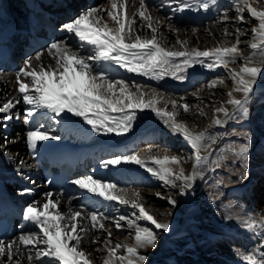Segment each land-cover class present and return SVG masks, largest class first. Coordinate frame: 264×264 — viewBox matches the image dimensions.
I'll return each instance as SVG.
<instances>
[{"label":"snow or ice","instance_id":"snow-or-ice-1","mask_svg":"<svg viewBox=\"0 0 264 264\" xmlns=\"http://www.w3.org/2000/svg\"><path fill=\"white\" fill-rule=\"evenodd\" d=\"M261 2L264 0H257V3ZM173 3L176 4L175 11L193 8L192 0H169V6ZM126 5L127 0H111L110 8H89L62 25L63 30L90 45L93 54L85 56L66 45L53 42L48 46L47 53L55 60L54 66L50 64L45 67L41 64L37 69L32 66V57L25 59L15 74V83L18 86L16 90L20 96L0 103V114H3L0 115V124L7 127V122L13 119L12 109L22 101L28 106L25 109L26 122L34 124L26 133V143L35 153L41 142L61 139L59 135L50 134L45 123L35 120L37 115L43 119H54L62 113H71L82 118L94 132L102 131L104 134L114 133L120 136L132 129L137 110L150 109L173 134L181 135L193 150L194 163L190 174H186L181 166L184 157L167 153L162 157L158 154L152 155L151 148L144 156L140 153L119 155L102 161V166L127 163L139 165L165 185L178 188L180 196H185L194 189L197 178L202 177V165L208 161V156H201V151H207L215 144L216 137L210 135L207 130L195 132L185 122L177 119L180 115L179 109L184 113L190 111L189 104L164 100L154 89L148 93L143 85L130 84L122 78L117 79L111 75L108 67L117 65L128 73L156 80L169 75L184 80L186 77L183 73L195 65L206 66L208 69L227 68L242 56L239 47L243 42L241 29H236L235 42L231 46H216L205 50L189 49L187 41L177 40L180 50H174L161 43V21L151 15L145 0H140L139 8L131 18L127 15ZM197 6L204 10H209L210 7L206 0H198ZM245 11L258 22L257 26L251 28L252 41L249 47L253 56L259 50L260 59L256 62L252 56L243 57L244 63L239 70L229 71L234 87L227 93L229 99L226 103L235 111L229 112L223 105L216 107L212 123L217 126H223L227 121L235 119L237 114L247 117L249 99L261 73L264 72V9H258L252 6L249 0H243V6L237 8L238 21H244ZM102 12H106L114 26L104 20ZM137 16L141 21V28L150 30L151 38L137 32ZM228 19L225 15L224 20ZM225 35H229L227 29ZM41 56L42 53L38 52L35 59L40 61ZM177 60L180 62L177 63ZM223 83L224 79L218 77L208 86L216 87ZM234 93H242L243 98H235ZM161 102L164 106L158 107ZM169 104L171 110L168 109ZM47 113H52L53 116H47ZM221 114L223 119L220 118ZM200 115H204L203 111ZM16 118L19 119V114H16ZM233 134L248 138L247 133ZM7 142L5 137V144ZM228 150L234 160L240 161L242 170L239 178L244 179L248 167V144L234 145ZM20 163L23 164V161ZM213 163L217 168L221 167L218 160ZM71 183L106 201H117L137 210L133 212L135 219L121 215L114 220L118 229L123 226L122 221H127L128 227L134 229V245L117 242L112 246V233L106 229L104 223L109 217L96 211L85 212L71 207L67 212H62L60 199H53V193L46 192L42 205L38 206V202H33L23 213L25 220L31 222L38 232L21 233L17 239L11 241L0 239V264H22L25 251L26 264H93L89 254L81 250L82 241L93 229L107 231L108 239L104 241L107 256L103 259V264H146L148 257L141 254L139 249L156 248L161 239L160 233H168L171 230V221L160 222L150 214L141 202L142 197L138 191L134 193V198L129 199L126 189H118L115 183L106 182L93 175L74 179ZM31 191L30 188H24L20 194H30ZM156 195L166 199L173 209L177 207L176 198L161 196L160 193ZM165 215L172 213L169 211ZM140 220L150 223L152 227L142 226L138 222ZM245 224L249 229L255 227V222L245 221ZM90 242L96 244L98 238ZM261 246L264 247V244ZM121 249L124 254L117 255ZM95 251L99 252L101 249L97 248ZM237 255L242 256L244 264H264V255L261 259H257L252 253L237 252Z\"/></svg>","mask_w":264,"mask_h":264},{"label":"bare ground","instance_id":"bare-ground-1","mask_svg":"<svg viewBox=\"0 0 264 264\" xmlns=\"http://www.w3.org/2000/svg\"><path fill=\"white\" fill-rule=\"evenodd\" d=\"M24 1L26 2V0H0V24L4 23V25H11L17 22L19 25H24L27 20V18L25 19L27 14L20 7L21 2ZM99 1L101 2V5L99 4V6L97 4L95 8H110L111 0ZM162 1L163 4L168 6V9H175V3L169 6V0ZM234 1L235 0H214L213 2V0H206L210 7L209 10H204L197 6L198 0H192V9L179 11V14L182 15L181 17L183 19L179 16L175 20H170L166 17H162L158 13V10L157 13L155 11V14H152V16L161 21L159 28L160 33H162L163 36L168 37V34H170L174 37V40L167 43V46H163L174 50H180V46L176 45L175 39H180L181 41L182 39L183 41H187L186 39H189L190 41V39L196 35L194 29L186 28L185 24H202L204 22L205 26L207 25L208 27L209 24L206 20H209V18L219 12L220 9H222V13L229 17V19L226 20V23L230 24L235 22L237 23V26H247L250 24L247 21L248 18L244 19L243 22L232 18V14L235 10L231 8L230 3ZM9 2H12V6H15L13 9L10 8ZM249 3L258 9L263 8H261L260 3H257V0H249ZM262 3L264 4V2ZM87 9L86 5L80 6L79 10L76 12L81 14ZM137 9L136 0H127L126 11L129 18L136 13ZM101 15H103L104 20L110 26H114L113 22L107 17L106 12H102ZM70 20H72V17H64L61 23V29L62 25ZM250 20L255 22V25L257 26L258 22L254 18H250ZM212 25H210V27L211 31L214 30V34L218 35L221 32H225V29L222 30L219 26ZM231 26L229 27L231 28ZM135 27L137 32L140 34L141 31L145 32L147 29L146 27L141 28V21L138 16L136 17ZM176 30H179V32H176ZM197 30L198 29H196V31ZM186 31H188V33H185ZM232 34L233 33H229L230 36H232ZM64 35H67V37L65 36L66 38L62 39V36L64 37ZM197 35L199 34L197 33ZM202 35L208 43H202L200 50L219 46L213 37H209L210 34L203 33ZM243 37L244 36H242V38ZM60 38L62 40H60ZM55 42L66 45L71 50L78 51L85 56L93 54L92 47L90 45L81 42L74 34L63 29L61 36ZM187 47L191 49L194 46L187 44ZM47 48L45 50L38 51L39 53H42L40 61L35 59L38 52L31 56H24L22 58L20 56L22 64L25 59L32 57V66L34 68L38 69L41 64L45 67L50 64L54 66L55 60L48 55ZM257 52L259 53V50ZM241 53V59L247 56L255 58L257 55L253 56V51L252 53L244 51ZM176 62L179 63L180 61L177 60ZM243 63L244 60L240 67ZM108 70L111 75L117 79L122 78L130 84L137 83L145 86L144 90L148 93H151L154 89L164 98V100H176L181 104H189L188 101H190V112L184 113L182 109H179L182 117L179 116L177 119L185 122L187 126L195 132L207 130L210 135L216 137L215 144L211 145L207 151H201V156H208V161L202 165V173L207 169L209 170L208 173L210 174L209 178L211 180V185L208 186V184L205 183L202 189V191H205L204 194L202 193L203 197H201V195V199L197 198V204L199 206V212L197 214L198 220L195 222H188L187 220V223H184V215L188 214L184 213V211L187 210L188 204L193 201L191 190L189 194L185 196H180L179 194L175 195L177 190L179 192L178 188H173L171 185H165L161 180L152 176L146 171V169L141 168L139 165L127 163L117 166H102V161L112 159L119 155L140 153L141 156H144L147 154L148 149L151 148L152 155L158 154L162 157L165 153H167L168 155H179L184 157L181 166L184 168L186 174H190L192 170V167L188 165L190 158L186 157L184 154V147L189 146V144L181 135L173 134L164 125L163 121L150 109H145L143 111L137 110L132 129L128 133L120 136H117L114 133L104 134L102 131L94 132L91 126L86 124L82 118L76 117L71 113H62L54 119H43L37 115L34 119H39L40 122L45 123L50 134L59 135L61 139L41 142L37 146L35 153L27 147L26 143V133L30 130V128H32L33 123L26 122L24 118L25 130H16V133L12 132L11 135H9V130H5L6 128L0 124V182L5 185L6 192L12 201L20 205L23 209H26L27 206L33 202H38V206L42 205L45 202L44 194L46 192H52L53 199H60V211L62 212H67L70 207L75 210H82L85 212H87L88 209H92L93 211L99 212L98 214L102 213L104 216L109 217L107 213L114 210V205H120L124 212H127L128 210L135 211L130 205H122L117 201H106L101 197L88 193L86 190L79 189L78 186L71 183L74 179L81 178L86 175H93L96 178L104 179L106 182L115 183L118 189H126L129 199L134 198V193L138 191L142 197L141 202L150 214L155 216L160 222L171 221L170 232L162 233L164 240L174 241V237H177L185 232L191 234L193 243L195 244L194 247L196 245L198 246L196 256H199L200 262H195L193 258L189 257L190 259H188L185 255H183L178 256L176 260L173 259L172 262L174 263L171 264H244L242 256L237 255V252L241 254L252 253L256 255L257 259H261L262 255H264V247L261 246L264 244V204L259 206L256 202L257 200L254 198L256 195L253 194V184H256L258 179L264 180V132H262L264 129H257L254 126H251L250 128L241 127L237 129L230 127L226 132L222 133V136L227 137L234 132L237 134L246 133L249 129H251L257 135V140L251 137L248 143L249 148H251V145H253V148L250 150L251 158L249 163V179H247L244 183L242 179H236L240 174L236 172V169H241L240 161L238 160L236 162L232 155L226 157L230 153L228 149L230 146L234 145V141L236 140H230L225 143L226 140H223V137H221L220 133H218L219 131L216 130L217 125L212 123L213 119L209 120V122L205 124L207 121L202 122L199 120L201 116L198 114L195 107L198 105L205 106V104L208 103L204 108V110L207 109V113L213 111V109L220 107L221 105L227 107L229 112L234 109L231 105L226 103L229 97H223L225 95H223V92L228 91L227 89L229 88L227 86V76H222L224 79L222 86L217 85L216 87H211L207 92H205V89L202 92H196L195 89L192 90L198 82L208 79L209 76H213L212 80H215L221 74H224L225 71L221 69V67H217L211 69L209 73H206L204 71H200L198 65H195L183 73L189 81L188 83H182V81H177L178 79H174L171 75L165 76L163 79L156 80L135 73H128L126 70L119 68L117 65L109 66ZM17 87L14 73L7 71L0 73V103L6 102L8 99L19 98L20 94L16 90ZM164 89H168V92H163ZM232 90L230 89V91ZM171 92L175 94L177 93V98H173L171 96L172 94H169ZM234 96L237 99L243 98L242 93H234ZM163 106V102L158 105V107ZM26 107L28 106L24 105L22 101L21 103L16 104V106L12 109L13 119L8 121L7 124L11 122L14 126H17L18 121L15 120L19 119L16 118V114H19L20 118V114L25 113ZM168 109L171 110L170 104L168 105ZM46 115L53 116L52 113H47ZM214 115L215 112L213 114V118ZM209 118L210 116L208 119ZM220 118L223 119L222 114ZM5 137H7L8 141L6 144ZM158 137H161L162 141H156V138ZM60 143H66L67 148L71 150L84 148L82 152L86 155V161L81 163L76 176L71 180L67 188L72 190V192L63 193L48 190L41 175L42 168L36 164L42 154L51 153ZM220 143L222 145H220ZM219 146L221 147L220 149L218 148ZM221 149L224 151L220 154L218 151H221ZM217 160L220 162L221 167L218 168V172H215L213 168V161ZM21 161H23V164L20 163ZM229 166H232V170L229 171V175H226L225 172H227ZM112 173L116 176L115 180L110 179L109 175ZM219 181L223 182L218 183ZM177 183L179 184V181H177ZM24 188L32 189L31 193L21 195L20 192ZM74 192H77V195L74 196ZM157 193H160L161 196H171L178 200V205L175 208L176 214L172 213V215H165V213L169 212L168 209L165 210V208L170 205L167 203L166 199L158 197L156 195ZM76 197H81L84 200V203L79 204L75 208L77 204H74V199ZM258 202L264 203V199L260 198ZM106 221L107 220L104 222ZM245 221L255 222V227L249 229L246 226ZM141 222H143L142 224H144V226L152 227L150 223L146 221L142 220L140 223ZM19 225L20 227L17 228L11 237L5 241L15 240L21 233L28 234L29 232H38V229H36L31 222ZM105 226L108 227V224L106 223ZM101 231L102 230L98 231L95 229L90 230L82 243L84 242L85 245L91 246L92 243L90 241L98 238L97 244H100L99 239L104 238L103 236L100 238L98 236V232ZM127 238L129 237H125V240ZM134 242L135 241H133V243ZM186 243L187 245L190 244L188 241ZM188 246L185 247V254ZM151 253L154 254L155 252L151 251ZM26 254L27 253L25 251V259L22 264H26ZM122 254L124 253H120V251L117 253V255ZM106 256L107 252L105 250L99 254H92L90 259H92L93 264H103V259ZM97 257L99 262H96Z\"/></svg>","mask_w":264,"mask_h":264},{"label":"rangeland","instance_id":"rangeland-1","mask_svg":"<svg viewBox=\"0 0 264 264\" xmlns=\"http://www.w3.org/2000/svg\"><path fill=\"white\" fill-rule=\"evenodd\" d=\"M8 1H10V0H8ZM136 2H137V8H139L140 0H136ZM145 3L148 6V10L151 13V15L155 14V11L157 13V10H158V13L162 17H166V18H168L170 20L171 19L175 20L179 16H180L181 19H183L181 17L182 15L179 14V11L168 9V6L163 4L162 0H145ZM99 4L101 5V2H99ZM230 5H231V8H233L235 10V12L232 14V18L236 19L237 15H238L237 8L240 7V6H243V0H235L234 2L230 3ZM260 5H261V8L263 7L262 9H264V4L262 2L260 3ZM14 7L15 6H12V2H11L10 3V8L13 9ZM174 8H176V6H174ZM244 13L245 14H243V15H244L245 19L248 18L249 20L247 19V21L250 23V24H248L247 26H244V27L237 26V23H235V22L234 23H230V24L226 23V20H224L225 14L222 13V9H220L219 12L215 13L214 15H212L209 18V20H206V22L209 24L208 27H207V25L205 26L204 22L202 24H199V23H197V24H195V23H186L185 24L186 28L194 29L195 34H196L192 38L194 41L192 39H190V41H189V39H186L187 40V44H189L190 46H194L192 48L200 49V47L202 46V43H208L204 39V37L202 35L203 33H205V34H210L209 37H213L215 39L216 43L219 46H221V45H223V46H226V45L227 46H231V44L235 42V32H236L235 29L240 28L241 32H242V36H244L243 38L241 36V40L243 42L239 46L240 49H241V52L244 51V52L252 53V49L249 47V44L252 41L251 28L255 27L256 25H255V22L250 20V18H251L250 14H247L248 13L247 11L244 12ZM79 15H80L79 13L76 14L74 17H72V19L78 17ZM175 16H177V17H175ZM212 24L214 26L215 25L219 26L222 30L223 29H227V31L229 33H233L232 36L225 35V32H221L218 35L214 34V30L211 31V27H210V25H212ZM233 24H235V25H233ZM231 25H233V26H231ZM229 26H231V28ZM196 29H198V30L196 31ZM176 32H179V30H176ZM185 33H188V31H186ZM197 33L199 35H197ZM141 34H142V36H146L148 38H151V32H150L149 29H146L145 32L141 31ZM65 36L67 37V35H64V37H62V39H65L66 38ZM166 37L167 36H163L162 37L161 43L163 45L167 46V43H170L172 40H174L173 39L174 37H172V35H170V34H168L167 38ZM62 39L60 38V40H62ZM177 40H180V39H175L176 45L180 46L177 43ZM195 40H196V42H195ZM182 41H183V39H182ZM195 46H197V47H195ZM256 54H255L256 57L253 58V60L258 62L259 59H260V52L259 53L256 52ZM242 62H243V59L238 57L236 59L235 63H230L227 68L221 67V69H223L225 72H224V74H221L219 76V78H222V76H227V78H228V85L227 86L229 87L227 89L228 91H224L223 92V95L225 94L223 97H226L227 96L226 93L229 92L230 89L232 90L233 87H234V85L231 82L230 76H229V71L231 69H239ZM198 68L200 69V71H204L206 73H209L210 70H211V69H208L206 66H201V65H198ZM212 78H213V76H211V77L209 76L208 79H206V80H204L202 82L201 81L198 82L197 85H195L192 90L195 89L196 92H202L205 89V92H207L211 88L208 85L210 84ZM174 79H176V78H174ZM177 81H179V80H177ZM180 81H182V83H188L189 79L185 78L184 80H180ZM263 84H264V72L261 73V76H260V78L257 81V85L254 86V93L251 95V97L249 99V103L247 105V107H248V115H247V117H243L242 115L237 114L235 119L227 121V123L224 124L223 126H217L216 127V130L219 131L218 133H220V136L223 137V140H226L225 143H227V141H230V140L231 141L236 140V141H234V145H239L241 143H247L248 144L251 137H253L255 140H257L256 133L253 130H251V129L248 130L249 133L246 132L248 134V138L247 139H245L243 136H239V135H236V134H233V133L230 134L227 137H224V136H222V133L226 132L227 129L230 128V127L234 128V129H237V128H241V127L250 128L251 126H254L257 129L258 128L264 129V85ZM219 85L222 86V84H218V86ZM163 92H168V89H164ZM169 94H172L171 96L173 98H177L176 97L177 93L175 94V93L171 92ZM188 102H189V104H191L190 101H188ZM207 104L208 103H206L205 106L204 105L195 106L196 109H197L196 111L198 112V114H200L201 110L203 111L204 115H200L201 118H199V120H201L202 122L207 121L205 124H207L209 122V120L213 119V114H214V109H213V111H210L208 113H207V109L204 110V108L207 106ZM193 107H194V105H193ZM234 111H235V109L231 110L230 112H234ZM191 114H192V112H191ZM25 115H26L25 113H22V114H20L19 120H15V121H18L17 122V126H14L11 122L7 124V127H6L5 130H7V131L9 130V135H11L12 132L16 133V130H25V125H24ZM179 116L182 117L181 115H179ZM209 116H210V118L208 119ZM204 118H206V119H204ZM262 132H264V130ZM220 145H222V144L220 143ZM223 145H224V143H223ZM234 145H232V146H234ZM184 148H185L184 149L185 156L190 158V161L188 162V165L190 167H192V165L194 163V152L189 146L184 147ZM218 148L220 149L221 147L219 146ZM252 148H253V145H251V148H249V151H248V154H247V156H248V159H247L248 167H247V171H246V174H245V178L242 179V181L244 183L247 181V179H249V174H250L249 163H250V158H251L250 150H252ZM218 152L221 154L222 151L219 150ZM230 155H232L231 152L226 157H229ZM237 161H238V159H236V162ZM236 165H240V164H236ZM213 168H214L215 172L216 171L218 172V168L215 166V164H213ZM230 170H232V166L228 167L227 172H225L226 175H229L228 173H229ZM208 172H209L208 169L205 170L202 173V177H198L197 178V180L195 182V185H194V189L191 190V195H192L193 201L190 204H188L189 209L187 207V210L184 211V213H188V214L184 215V223H187V220H188V222H190V221L191 222H195L196 220H198L197 214L199 212V206L197 204L198 203L197 198L201 199V197H203V194H204L205 191H202V189H203V185L205 183H207L208 186L211 185V180L209 178L210 174ZM236 172L240 173L241 169L240 168L236 169ZM109 176H110V178H112L114 176V174L112 173ZM238 178L239 177L237 176L236 179H238ZM112 179H114V178H112ZM253 185H254L253 186L254 187L253 194H255L257 196V197L255 196L254 198H255V200H257L256 202L259 204V206H261L264 203H259L258 200L260 198L264 199V180H259L258 179L256 184H253ZM178 193L179 192L177 190L175 195H178ZM75 195H77V194H74V196ZM74 200H75L74 204L75 205L77 204L75 206V208L79 204L84 203V200L81 197H76ZM119 206L120 205H117V206L114 205V207H113L114 210L110 211V213H107L109 215V219L106 222H104L105 224L106 223L108 224V227L105 226L106 229L110 230L111 233H112V236H111L112 246H114L115 243H117V242H119L121 244L134 245V243H135V242L133 243V241H134V229L128 227L127 221H122L121 222V224L123 225L122 226V230H121V228H119V229L116 228L115 224H114V220L116 218H118L119 216H121V215H124V216H126V217H128L130 219H135V217L133 216V212L134 211L128 210L127 212H124L122 207L121 206L119 207ZM126 206H128V205H126ZM167 209L171 213L176 214L175 209H173L171 206H167L165 208V210H167ZM91 211H93V210L92 209H88L87 210V212H91ZM135 211H137V210H135ZM195 212H196V214H195ZM97 213H99V212H97ZM140 221H142V220H140ZM140 221H138V222L140 223ZM142 223L143 222H141L140 224L142 226H144V224H142ZM182 234L177 236V237H174V239H173L174 241H170V240L167 241V240H164V237H163L162 233H160L161 239L158 241V244H157L156 248L139 249L141 254L147 255V257H148V260L146 261V264H165V263L166 264H171V263H174V262H172L173 259L176 260L178 256H183V255H185L188 259H190L189 257L193 258L195 260V262H200L199 256L198 257L196 256L197 255L196 251L198 250V246L196 245L194 247L195 244L193 243L191 234L186 233V232L182 233ZM98 236H99V238L102 237V236L104 237L103 239H99L100 240V244L96 243V244H92L91 246L85 245L84 242L81 244V250H83L84 252L89 254V257H91L92 254H94V253H98L99 254V253L105 251L104 250V248H105L104 241L108 239L107 231H103L102 230L101 232H98ZM124 236L125 237H129V238H127L125 240ZM176 239H178V240H176ZM186 240L190 243V244H188L189 246L187 245V243H186L187 241ZM187 246H188V248H187V251H186V254H185V247H187ZM97 248L101 249V251H99V252L95 251V249H97ZM149 250L154 251L155 253L153 254ZM120 253H123L122 249L120 250ZM96 262H99L98 257L96 258Z\"/></svg>","mask_w":264,"mask_h":264}]
</instances>
